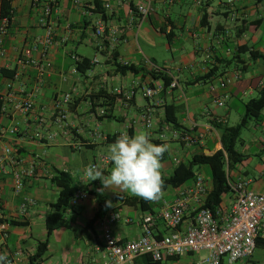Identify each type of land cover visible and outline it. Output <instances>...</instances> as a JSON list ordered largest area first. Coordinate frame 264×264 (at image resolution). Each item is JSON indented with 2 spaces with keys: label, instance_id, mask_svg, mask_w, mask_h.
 I'll return each instance as SVG.
<instances>
[{
  "label": "crops",
  "instance_id": "0c3cea01",
  "mask_svg": "<svg viewBox=\"0 0 264 264\" xmlns=\"http://www.w3.org/2000/svg\"><path fill=\"white\" fill-rule=\"evenodd\" d=\"M44 2L10 0L12 15L3 38L4 54L0 55V154L9 147L12 156L23 159L22 165H34V174L24 178L18 194L12 190L11 178L20 165L4 162L0 166V208L8 234L6 238L0 235V253L12 264H101L106 258L101 221L107 215L119 214L109 225L115 237L121 241L138 238L144 215L170 207L181 191L193 185L196 176H201L210 190L211 172L207 164L195 166L194 177L166 187L159 200L142 209L139 203L125 200L137 196L119 189H105L100 194L101 182L85 179L84 169L95 162L107 174L112 165L103 158L115 141L108 137L134 136L142 130L150 133L154 144H159V136L164 134L162 144H167L168 150L161 159L162 178L195 153L223 151L222 127L230 125V117L237 123L244 103L264 85V0H129L128 7L111 0V8L105 9L102 35L95 34L93 27L101 15L93 10L94 0H55L46 25H42ZM138 5L150 8L144 18L136 11ZM46 26L51 29L47 46L43 43ZM252 52L263 56L253 57ZM26 57L39 63L48 60L51 67L38 74L33 64L19 62ZM83 57L92 62L80 73L75 61ZM116 63L144 67L145 71L120 73ZM149 71L165 72L178 81V87L164 86L162 79L152 77ZM227 78L231 82L221 88L219 83ZM146 85L160 88L156 98L142 96ZM35 88L32 109L17 110L15 105ZM65 92L71 100L65 119L58 122L53 101ZM224 93V105L213 106L212 98ZM125 94H130L129 99ZM158 99L161 103L155 104ZM109 101L112 107L106 110ZM164 104L175 107L176 125L166 123ZM238 105L241 109L233 113ZM149 106L153 111L148 127L140 115ZM101 110L106 114H100ZM260 117L245 126L253 135L247 141L240 139L245 148L236 146L243 159L231 165L232 170L228 168V181L246 179L252 190L264 193V107ZM259 128L262 132L257 137ZM183 131L197 141L186 145L174 136V132ZM57 170L68 172L73 184L88 195L64 211V225L50 233L41 259H35L38 244L46 237V216L58 194L51 181ZM24 196L33 198L34 203L21 214L19 204ZM195 202L188 197L180 229L193 220ZM232 203L228 192L217 210L227 214ZM95 214L98 218L88 224ZM171 231L162 220L155 224V236ZM259 237H264V228ZM257 248L261 252L254 255V251L243 264L264 263V247ZM204 255L205 251L164 254L160 262L140 256L136 264H194Z\"/></svg>",
  "mask_w": 264,
  "mask_h": 264
},
{
  "label": "built area",
  "instance_id": "2783aa9c",
  "mask_svg": "<svg viewBox=\"0 0 264 264\" xmlns=\"http://www.w3.org/2000/svg\"><path fill=\"white\" fill-rule=\"evenodd\" d=\"M121 6L129 5V0H114ZM206 2L207 0H197V2ZM33 4H37L40 0H32ZM55 0H45L43 3L42 18L40 23L46 25L47 18L51 12L52 4ZM79 2V0H75ZM103 7L111 8V0H104ZM148 5H138L136 11L140 18H144L149 13ZM8 26L7 18H0V55L4 54L3 38L6 34ZM93 27L95 34L102 35L105 29L104 21L98 16ZM51 41V29L46 26L43 43L47 46ZM95 62V59L93 60ZM21 64H33L38 74H42L45 69L51 67L50 61L43 63L26 57V60H19ZM75 71V70H74ZM231 82V78L224 79L219 83L224 88L227 83ZM170 88L178 87V81L172 79ZM37 89L31 90L25 98L19 101L15 108L21 112L31 110L33 107L32 97ZM120 93V90H116ZM160 92V88L154 85H146L142 88V96L148 99H154ZM130 94H125V98L129 99ZM71 100L68 92L56 97L53 101V110L57 114L58 122L66 117L67 107ZM226 94H220L212 98V105L220 107L224 105ZM155 104L161 103L160 99L154 101ZM152 107H146L141 112V118L146 126L152 124ZM104 111L101 110L100 114ZM218 121V118H217ZM186 145L194 144L197 139L190 135L187 131L180 133L174 132ZM164 134L159 136V144H162ZM11 149L5 147L0 154V166L4 162L20 165V167L12 172V190L18 194L23 186L24 178L31 177L34 174V165L28 163L22 165L23 159L15 158L11 154ZM163 158V157H162ZM104 161L109 162L107 157ZM97 165L95 162L91 163ZM22 165V166H21ZM85 178V176H84ZM86 179V178H85ZM229 192L232 194L233 203L227 214H220L219 210H212L208 206H204V198L208 194V188L204 184L201 176H196L193 185L180 192V196L174 203L165 209L155 213H148L142 217V234L135 239L121 241L115 237L109 225L119 219V214L112 212L102 221V240L105 248L106 258L101 264H136V259L143 255H149L155 262H160L163 255L181 256L183 254L199 253L205 251L206 255L200 257L194 264H233L238 260L249 259L256 249V238L260 235V231L264 228V193L256 192L249 187V180L239 179L236 181H228ZM84 189H78L70 200V204H76L80 200L87 197ZM194 198L196 206L194 208L193 220L180 227L183 224L185 212L188 209V197ZM34 203L33 198L24 196L19 204V212L24 214L29 205ZM1 204V193H0ZM158 220H162L172 231L169 234L156 237L154 227ZM0 235L2 238L7 237V223L3 220L0 208ZM12 264L11 261H9ZM264 264V263H262Z\"/></svg>",
  "mask_w": 264,
  "mask_h": 264
},
{
  "label": "trees",
  "instance_id": "16d2710c",
  "mask_svg": "<svg viewBox=\"0 0 264 264\" xmlns=\"http://www.w3.org/2000/svg\"><path fill=\"white\" fill-rule=\"evenodd\" d=\"M104 0H94L93 10L100 13L102 19L105 18V8L103 7ZM11 5L10 0H0V18H7L8 23L11 19ZM256 53V54H255ZM253 57H262V54L252 52ZM264 57V56H263ZM91 59L83 57L75 61V69L84 73L91 67ZM115 69L117 72H133L138 74L139 72L145 71L144 67H137L133 64H119L116 63ZM1 72V69H0ZM154 78H161L164 86H169L171 82L170 76L162 71H149ZM14 71H12V75ZM204 78V77H201ZM107 109L112 107V102L109 101ZM165 121L170 125H176L177 119L175 115V107L172 104H164ZM264 107V85L258 90L257 95L250 98L244 103L243 114L239 121L233 125H224L220 134V141L222 144L223 151H218L212 155H205L201 152L195 153L191 156L187 162H179L173 173L162 178L164 183L162 191L168 186H179L186 180L194 177L195 169L197 165L207 164L211 172V188L208 191L206 199L204 200V206L210 207L212 210H216L222 201V196L229 192L228 184V168L240 162L243 159V155L236 149V144L240 141V134L242 129L248 124L251 118L259 120L261 117V110ZM106 111L104 110V113ZM118 135L108 137V139L116 140ZM52 183L58 188V194L55 201L52 203V210L47 214L45 219L46 225V237L38 244L37 251L34 254V258L39 259L44 253L47 247V240L50 233L64 225L63 213L70 206V200L74 195L75 191L79 188L73 184L70 174L63 170H57L51 178ZM86 189V188H85ZM127 202L139 203L142 209L150 208V201L141 199L140 197L126 198ZM99 214H95L89 221L88 224H92L98 218ZM17 223V222H13ZM159 237V236H156ZM256 246L264 247V237L256 238ZM148 257L149 255H143ZM41 259V258H40ZM153 261V260H152ZM155 262V261H154ZM221 264H227L222 262Z\"/></svg>",
  "mask_w": 264,
  "mask_h": 264
},
{
  "label": "clouds",
  "instance_id": "9594fccd",
  "mask_svg": "<svg viewBox=\"0 0 264 264\" xmlns=\"http://www.w3.org/2000/svg\"><path fill=\"white\" fill-rule=\"evenodd\" d=\"M167 150V144L152 143L147 131H139L134 136L122 133L108 148L107 158L112 165L111 170L105 174L102 168L89 164L83 175L89 182H101L102 187L97 190L100 194L105 189L116 188L121 193L146 201H157L164 183L161 159ZM0 264H10L4 253H0Z\"/></svg>",
  "mask_w": 264,
  "mask_h": 264
},
{
  "label": "rangeland",
  "instance_id": "374dc122",
  "mask_svg": "<svg viewBox=\"0 0 264 264\" xmlns=\"http://www.w3.org/2000/svg\"><path fill=\"white\" fill-rule=\"evenodd\" d=\"M89 54H92V50H90L89 51ZM241 109V106L240 105H238L235 109H233V113L237 110H240ZM236 122L234 121V119L232 118V117H230V119H229V124L230 125H233V124H235ZM249 123L250 124H253L254 123V118H251L250 120H249ZM259 130L260 131H257L256 132V136L257 137H259V136H261V129L259 128ZM253 132H252V130L251 129H248V127H244L243 129H242V131H241V134H240V139L242 138L243 140H248L249 138H251L252 137V134ZM236 146L239 148V149H242V148H245L246 146L245 145H240V143H239V141L237 142V144H236ZM230 169L232 170V166H230ZM261 252V250L260 249H256L255 250V254L254 255H257L258 253H260ZM255 257H257V256H255ZM246 260V259H245ZM245 260H238V261H236V262H234L233 264H243L244 262H245Z\"/></svg>",
  "mask_w": 264,
  "mask_h": 264
}]
</instances>
